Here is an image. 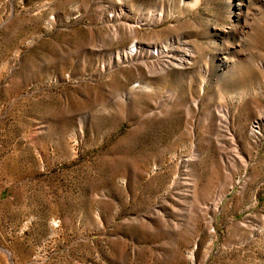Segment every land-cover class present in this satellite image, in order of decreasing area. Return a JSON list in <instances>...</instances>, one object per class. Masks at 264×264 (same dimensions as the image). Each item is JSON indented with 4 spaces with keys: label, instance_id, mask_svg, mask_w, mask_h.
Segmentation results:
<instances>
[{
    "label": "rangeland",
    "instance_id": "obj_1",
    "mask_svg": "<svg viewBox=\"0 0 264 264\" xmlns=\"http://www.w3.org/2000/svg\"><path fill=\"white\" fill-rule=\"evenodd\" d=\"M0 264H264V0H0Z\"/></svg>",
    "mask_w": 264,
    "mask_h": 264
},
{
    "label": "bare ground",
    "instance_id": "obj_2",
    "mask_svg": "<svg viewBox=\"0 0 264 264\" xmlns=\"http://www.w3.org/2000/svg\"><path fill=\"white\" fill-rule=\"evenodd\" d=\"M130 28V30H132L131 29V27H129ZM133 46V45H132ZM135 46V45H134ZM133 48V47H132ZM165 48V47H164ZM136 51H137V53H136ZM164 51H165V49H161V48H158L157 46H155V47H153L152 49H150L149 50V53L146 51V50H144L143 48H141V47H139L138 48V50H134V52L133 51H131V48H129L128 50H124V51H122L121 53H119L118 54V58H119V60H124V59H129V60H135V61H139L140 63H142L143 65H144V67H145V69L147 70V72H150V73H155V72H161V71H164L165 70V68H166V65L165 64H167V65H170V62L169 61H167V60H165L166 62H164L163 63V61L161 62V61H157V62H154V60L153 61H148V63L146 62V58H145V56L143 55L142 56V53H145V54H148L149 56H151V57H158L159 58V56L161 55V54H163L164 53ZM166 53V52H165ZM162 56V55H161ZM156 60H158V59H156ZM164 60V59H163ZM185 61V59H180L179 60V63L180 64H182L183 62ZM133 63V62H132ZM130 64H131V62H130ZM138 64V63H137ZM168 68V67H167ZM145 72V71H144ZM146 75H147V73H146ZM149 75V74H148ZM151 75V74H150ZM144 84V83H143ZM142 84V85H143ZM148 86V85H147ZM227 110H225L224 111V115H225V117L227 118L228 117V115H227ZM255 127H256V124H255ZM246 162V161H245ZM245 165V164H244ZM195 184V183H194ZM225 189V188H224ZM224 189L222 190L221 189V191H220V193L218 194V196H217V199L214 201V203H213V207H217L218 206V202H219V200L223 197V195H224ZM227 192V191H226ZM216 209V208H215ZM214 211V210H213Z\"/></svg>",
    "mask_w": 264,
    "mask_h": 264
}]
</instances>
